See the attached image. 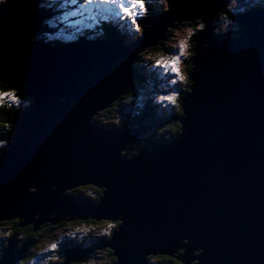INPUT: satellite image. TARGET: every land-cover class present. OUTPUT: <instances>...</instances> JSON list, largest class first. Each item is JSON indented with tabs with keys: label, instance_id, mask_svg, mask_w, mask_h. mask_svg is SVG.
<instances>
[{
	"label": "water",
	"instance_id": "water-1",
	"mask_svg": "<svg viewBox=\"0 0 264 264\" xmlns=\"http://www.w3.org/2000/svg\"><path fill=\"white\" fill-rule=\"evenodd\" d=\"M220 3L168 0L131 45L35 40L48 11L36 0L0 6V77L32 100L0 156V222H118L104 245L115 264L180 254L185 263L264 264V12L240 15L231 41L213 40ZM177 18L205 26L194 36L179 131L128 156L152 128L140 124L146 115L126 127L93 118L127 94L138 55L162 44ZM85 184L102 189L96 205L66 194ZM8 245L0 264H18L23 250Z\"/></svg>",
	"mask_w": 264,
	"mask_h": 264
},
{
	"label": "rangeland",
	"instance_id": "rangeland-1",
	"mask_svg": "<svg viewBox=\"0 0 264 264\" xmlns=\"http://www.w3.org/2000/svg\"><path fill=\"white\" fill-rule=\"evenodd\" d=\"M61 1L58 5L61 9V13L57 15L58 23H60L63 28L67 30H71L70 32L76 34L78 36L77 31H86L87 29H91L92 26H95L96 23H107V24H115L117 26H120L123 28L124 33L122 36V42L127 45L128 43L131 44L135 39H138L143 32L142 29V22L144 19L146 20L149 17V11L153 10V12L159 13L161 9H164L165 11L161 12H167L169 10L168 7V0H145V3L147 4L146 7L148 8V11L145 13H141L140 17H138V23L141 25V31L137 32L135 26L131 23L130 19L126 20H118V19H110V21H103L99 17L97 19L92 21V18L90 16V12H94V10H89L87 6L81 7L80 4H64ZM53 0L49 3L51 5ZM39 5V0H38ZM49 5H41L43 8H49ZM257 8L264 7V2L258 3L255 5ZM242 7L248 8L249 4L244 3L242 4ZM227 9V8H226ZM75 12V15L72 13ZM230 12V9L229 11ZM251 12V11H248ZM247 12V13H248ZM244 15L245 13H241L240 15ZM234 15V14H233ZM239 15V17H240ZM228 18L216 16L213 18V26L210 30V33L207 35H211L213 40L221 39L224 41H231V39H226V37L229 35L228 30L234 29V26L236 24L232 23V20L229 16ZM230 22H229V20ZM52 21V20H49ZM89 21H92L89 23ZM90 24V25H89ZM174 27H168V31L166 32V37L164 40H162V44L157 49H153L151 51H155V53H150L149 49L145 50L144 52L140 53L137 57V60L140 56L141 59H139V64L137 63V68L142 69V72L145 74H142L139 76L140 78L145 77L144 75L151 74L153 75V81L155 85L146 83V87L149 89L152 87L161 88L164 92H156V91H150L148 95H142L141 90L140 93L134 88L132 92H135V101H139L141 104H145L149 107V112H143L140 113V107H136V111L139 112L137 116L143 117V120L140 122L143 126H148L150 117L156 115V112L153 113L154 110L161 109V107L169 106L172 108L171 104H164L159 100V96L166 95L169 92H177L178 94L185 92L187 89V79L189 76V70L192 68L189 66L188 62H191L192 58H194V52L193 48H195V39L194 36H197L201 31L199 29V25L201 24L200 21H195L192 23L191 21H185L183 23H179L178 20L173 21ZM180 24V25H179ZM228 25L227 30H225V25ZM189 30H191V34H189ZM241 29L237 30V34ZM242 32V30H241ZM240 32V33H241ZM220 36H223L220 38ZM226 36V37H225ZM79 37V36H78ZM136 37V38H135ZM234 38V37H232ZM185 40L186 41V48L183 50V54L181 55L180 60V70L181 73L186 77L185 81L180 84L173 85L170 83L168 75L165 74V71L162 68L156 67L155 62L158 59H169L173 56L180 55V41ZM175 49V51H169V49ZM149 51V52H148ZM139 70V71H140ZM138 79V78H137ZM137 79H134L136 82ZM144 79V78H143ZM132 84H130V87L128 90L131 89ZM141 89V87H140ZM167 92V93H165ZM130 92L123 96L122 98H118L115 103H113L109 108H107L105 111V115H107L109 120H116V122L119 123H125L128 122L135 123L136 120V112L129 113L133 107L124 108L123 107V101L128 96ZM27 99H31L30 97L25 96ZM125 97V98H124ZM119 101L120 103H117ZM14 103V102H12ZM15 104V103H14ZM179 105V104H178ZM177 106H174L175 108H178ZM128 109V110H126ZM123 110H126L124 113ZM168 110V109H167ZM170 110V109H169ZM102 111V112H104ZM98 113L95 117H97ZM165 113H167L165 111ZM154 114V115H153ZM174 116V114H172ZM94 117V118H95ZM96 119V118H95ZM115 126V125H114ZM151 126V125H150ZM162 133H165L166 135H171L173 133L176 134V127L173 126H163ZM165 129V130H164ZM155 133L153 131L147 132L142 139H139L138 142H143L142 145H144L147 138H152ZM10 144V142H9ZM8 144V146H9ZM131 144V143H130ZM129 144V146H130ZM7 146V147H8ZM136 153V149H127V151H123V154H127L128 156L130 154ZM76 187L72 188V190H75ZM68 192V191H67ZM66 192V194H67ZM76 192V190H75ZM75 192L73 194H75ZM101 195H103L102 189H100L98 186L91 185V184H85L80 188L79 193L76 192L75 197L79 200L86 201L89 205H96L97 202L100 200ZM86 196L87 198H85ZM18 221V219H16ZM87 220L89 221H83L80 222L77 219H73L71 221H64L58 222L56 224H53L49 221H46L37 230L27 229V230H18L14 231V220H1L0 222V256L5 253L6 249L8 248V244L11 240H15V251H22L24 254H26L25 257H22V264H83L82 259L83 256H86L89 258L90 263L94 264H109L110 260V254L102 249L105 247L104 245L110 242V235L112 234V231L116 228L117 225H114L112 221L106 222L107 219L100 218V220H95V218H89ZM94 221V222H91ZM28 227V225L24 226ZM30 227V226H29ZM34 231V232H33ZM35 233V234H33ZM28 235H33L32 238H28ZM109 237V238H108ZM28 239H32V242H29ZM104 239V242L100 243L99 245H103L102 248H98V241ZM108 239V240H107ZM103 241V240H102ZM55 244L57 247L54 250L51 249V245ZM76 246V247H75ZM74 251V252H73ZM84 251H86L84 253ZM22 252V254H23ZM28 253V254H27ZM21 254V255H22ZM80 254V259L66 263V260H68V257L77 256ZM180 258H182L180 255H175V260L178 264H196V262H190L185 263L181 262ZM20 260V261H21ZM20 263V262H19ZM18 263V264H19ZM152 263V262H150Z\"/></svg>",
	"mask_w": 264,
	"mask_h": 264
},
{
	"label": "trees",
	"instance_id": "trees-1",
	"mask_svg": "<svg viewBox=\"0 0 264 264\" xmlns=\"http://www.w3.org/2000/svg\"><path fill=\"white\" fill-rule=\"evenodd\" d=\"M40 1H42V0H40ZM61 1H63L62 2L63 5L66 4V3L69 4V5L70 4L72 5L71 0H53V2H55V3H54L53 6H51V12L52 13L48 17V20H53L52 16L54 15V13L60 14L61 13V9H65V8L58 7V5H59V3ZM50 2H51V0H49V2L47 4H49ZM41 3H43V2H41ZM228 11H229V9L227 8L223 12H228ZM220 13H219V16H220ZM234 15L238 17L237 21L234 23V24H236V26H234V29L228 30L229 35L227 37L225 36L226 39H231L232 37H235L237 35V30L241 28V22H240V19H239V15L240 14H234ZM225 17L228 18L227 16H225ZM229 17H230L231 20H233V15H229ZM229 22H230V20H229ZM43 23L45 25V30L43 32L39 33L38 37L37 38L35 37L36 38L35 40H38V39L48 40V39H50L52 33H56V35H57L59 33H64L63 31H67V29L63 28V26L60 23H58V21H56V20L53 23H52V21L46 22V20H44ZM92 27H94V29L86 30V32H83V33H78V36H80V37L81 36H85L87 38H90V37L94 36L97 33H100L99 35H97V36H100V37H111V38L117 37L118 38V37H122L123 36L122 31L115 24H107V23L98 24V23H96L95 26H92ZM221 37H223V36H220V38ZM221 39H224V38H221ZM157 48L158 47L150 48L149 49L150 53H155L156 50L155 51H151V50L157 49ZM139 59H141L140 56H139V58L137 60L138 64H139V61H140ZM189 66L191 67V64ZM139 70L140 69L137 68L138 76L141 75V74H139V72H141L142 74H145V73L142 72V69L140 71ZM144 76H145V77H143L144 79L139 77L136 80V82L134 81V83H132L131 89L128 90V91L132 92V90L135 88L139 93H140V90H141V94L143 93L142 94L143 96L144 95H148L150 93V91H152V89H153V91H156V92H164L159 87L158 88L152 87L150 89L148 87H146V85H145L146 83H148V84L151 83L153 85H155V83L153 81V75L148 74L147 76L146 75H144ZM141 77H142V75H141ZM189 81L190 80L188 78L187 79V86H186L187 89L189 88V84H190ZM140 87H141V89H140ZM187 89H186V91H187ZM136 90H134V93L136 92ZM4 91L7 92V91H9V89L6 88V89H4ZM15 92H16V95L21 100V103L19 105H17L16 103L15 104L12 103V101L8 100L7 98L5 99V102L2 105H0V120H3L5 122V123H0V156L2 155L3 149L6 148L8 146V144H9V142H10L9 135L14 130L15 119L18 117V115L20 114L21 111L27 109L32 103L31 99H27L25 96L19 95L17 91H15ZM165 93H167V92H165ZM184 94H185L184 92L179 94L180 103L178 105V108H175L174 110H172L171 107L163 105L161 107V109L153 111V113L156 112V115L153 114L154 116L150 117L149 123L153 127L152 131H156V134L153 135L152 138H147L145 140L146 143L144 145L148 144L153 138H155V139H163V138H169V137L172 138L174 135H176L175 133H173V134H171L169 136V135H166L165 133H162V131H163L162 127L163 126H173V127H176V131H179L180 124H179V122L177 120V117L180 115V110L179 109L181 107V102H182V99L184 97ZM135 106L138 107V108L140 107V113L151 112L148 106H146L145 104L139 103V101H135V103H133L130 106V107H133V109H131V111H129V113H133L135 111L136 115L139 114V112L136 111ZM130 107H128V108L130 109ZM126 110H128V109H126ZM126 110H123V112L125 113ZM165 111L167 113H165ZM172 114H174V116ZM95 118H93V122H95V123L97 122V123H99L101 125H108V126H111V127H126L130 123V122H128L127 124H125V123H117L116 120H109L107 115H105V111L102 112L101 114H99ZM5 124L12 125V127H6ZM139 139H141V137ZM138 140L132 142L130 144L129 149H134L135 148L137 150V148H141L143 142L139 143ZM80 188H82V187L75 188L77 193H79ZM75 190L70 189L67 192V194L69 196H71V197H75V194H76ZM74 192H75V194H73ZM84 197L87 198L86 196H84ZM79 221L80 222H83V221H89L90 222V220H79ZM21 222L22 221L20 219H18V221L15 219V221H14V223H15V225H14L15 233L18 230H27V229H31V227L34 228V224H29L28 227L20 226ZM91 222H94V221H91ZM106 222H108V221L106 220ZM113 224L117 225L119 223L118 222H113ZM42 225H47V224H42ZM39 229H41V228H39ZM33 230H35V229H33ZM33 234H35V233H33ZM111 235H110V237H111ZM32 236L33 235H31V236L28 235V238H32ZM102 240L98 241V244H97L98 248H102L103 247L102 244L99 245L101 242L102 243L104 242V239H102ZM28 241L32 242V239H28ZM104 248L106 249L107 252H109V253H106V254H110V256H112V257H110L109 264H115L116 260H115V258L113 256L112 250H110L107 247H103L102 249L104 250ZM168 257H172V259H168ZM174 258H175V256H168V255L153 256V255H151V256L148 257V262L149 263L152 262V264H178V263H174V262H177ZM90 262H92V260ZM90 262L83 261V264H94V263H90Z\"/></svg>",
	"mask_w": 264,
	"mask_h": 264
},
{
	"label": "snow or ice",
	"instance_id": "snow-or-ice-1",
	"mask_svg": "<svg viewBox=\"0 0 264 264\" xmlns=\"http://www.w3.org/2000/svg\"><path fill=\"white\" fill-rule=\"evenodd\" d=\"M73 4H80L81 7L87 6L89 10H94L95 15L92 16V19H97L99 17L103 21H110V19H118V20H126L130 19L131 23L135 26L136 31H141V25L138 23V17H140L141 13H145L148 11L146 7L145 0H71ZM264 2V0H221L219 7L228 8L230 12H221L220 16H229L233 14H241L247 13L248 11H259L264 12V7L257 8L255 5L258 3ZM8 0H0V6L6 5ZM249 4L248 8L242 7V4ZM161 11H165L161 9ZM75 15V12L72 13ZM187 19V18H177V20ZM238 17L233 15L232 23L237 21ZM204 25L200 24L199 29L201 33L204 30ZM228 25H225V30H227ZM189 34H191V30H189ZM187 44L185 40L180 41V55L173 56L169 59H158L155 62V66L162 68L165 71V74L168 75L170 83L173 85L183 83L186 77L181 73L179 64L181 60V55L183 54V50L186 48ZM169 51H175V49H169ZM6 78L0 77V105L5 102V99L16 103L19 105L21 103L20 98L16 95L15 89L18 87L17 85H13V88L7 92L4 89L8 88V85L4 83ZM191 83V81H189ZM9 83H12L9 81ZM187 91H192L191 88L187 89ZM159 100L164 104H171L173 106H177L180 103V97L177 92H169L166 95L159 96ZM117 103H120L117 101ZM133 103H135V93L130 92L128 96L123 101V107L128 108ZM181 116L184 115V107H180ZM186 119V118H185ZM0 123H5L3 120H0ZM119 123V122H117ZM6 127H12V125L5 124ZM35 191V189H33ZM123 223V221H121ZM182 243L187 244V241H182ZM57 246L55 244L51 245L50 250H54ZM205 252V249L203 250ZM159 259V258H158ZM168 259H172V257H168Z\"/></svg>",
	"mask_w": 264,
	"mask_h": 264
},
{
	"label": "flooded vegetation",
	"instance_id": "flooded-vegetation-1",
	"mask_svg": "<svg viewBox=\"0 0 264 264\" xmlns=\"http://www.w3.org/2000/svg\"><path fill=\"white\" fill-rule=\"evenodd\" d=\"M160 47V46H159ZM141 139H142V137H141ZM15 241V240H14ZM16 242V241H15ZM24 254V253H23ZM28 254V253H27ZM26 256V254H24L23 255V257H25ZM23 262H22V260L20 261V263L19 264H22Z\"/></svg>",
	"mask_w": 264,
	"mask_h": 264
},
{
	"label": "bare ground",
	"instance_id": "bare-ground-1",
	"mask_svg": "<svg viewBox=\"0 0 264 264\" xmlns=\"http://www.w3.org/2000/svg\"><path fill=\"white\" fill-rule=\"evenodd\" d=\"M38 6V5H37ZM39 7V6H38ZM212 26H213V24H211V29H212ZM93 122V121H92ZM94 123V122H93ZM23 252V251H22ZM24 253V252H23ZM22 254V253H21ZM22 255H24V254H22Z\"/></svg>",
	"mask_w": 264,
	"mask_h": 264
},
{
	"label": "clouds",
	"instance_id": "clouds-1",
	"mask_svg": "<svg viewBox=\"0 0 264 264\" xmlns=\"http://www.w3.org/2000/svg\"><path fill=\"white\" fill-rule=\"evenodd\" d=\"M219 16V15H218ZM136 117H138L137 115H136Z\"/></svg>",
	"mask_w": 264,
	"mask_h": 264
}]
</instances>
